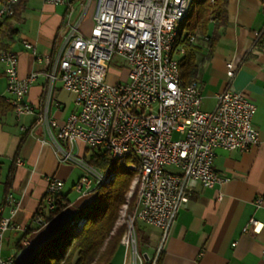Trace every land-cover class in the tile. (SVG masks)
<instances>
[{
  "label": "built area",
  "instance_id": "2783aa9c",
  "mask_svg": "<svg viewBox=\"0 0 264 264\" xmlns=\"http://www.w3.org/2000/svg\"><path fill=\"white\" fill-rule=\"evenodd\" d=\"M44 1L66 5L68 9L61 41L53 55L40 54L32 43L23 41L24 47L46 69V107L38 122L47 126L62 154L61 160L75 161L84 168V174L75 185L82 194L98 187L103 170L74 153L79 142L87 147L102 146L111 154L129 153L128 143H137L145 156L148 182L133 219L158 227L165 235L179 209L188 201L191 181L200 182L204 187L227 182V177L214 166L218 148L245 151L259 142V132L253 124L256 103L243 92L226 91L218 95L213 111H203V95L198 83L191 82V91L177 89L174 66H180L182 57L199 38L197 34H185L177 60L166 63L167 35L186 0H85L76 18L72 0ZM93 1V25L90 32L85 33L81 24ZM9 6L10 0L0 4V19ZM115 56L125 61V66H120L126 76L108 82ZM2 62L11 94L10 104L16 116L32 113L34 106L26 101V96L37 73L19 75L17 52ZM231 67L232 64H228V68ZM228 73L234 76V71ZM56 81L74 95L76 106V111L60 126L48 115ZM56 126L59 131L55 137L51 127ZM174 133H177L176 138ZM125 163L130 164V160ZM63 186L64 181L59 177H49L44 195L49 210L55 209ZM217 198L221 200L222 194ZM6 202L15 212L19 201L12 193ZM262 202L263 198L259 197L257 207ZM38 223L43 226L47 222L39 218ZM258 226L259 222L251 219L246 229L256 230ZM13 227L11 218L0 217V264H15L14 254L2 255L5 234ZM137 243V231L131 226L123 264L147 261L156 264L160 249L146 260L145 255L139 253ZM262 255L264 257V249Z\"/></svg>",
  "mask_w": 264,
  "mask_h": 264
},
{
  "label": "crops",
  "instance_id": "0c3cea01",
  "mask_svg": "<svg viewBox=\"0 0 264 264\" xmlns=\"http://www.w3.org/2000/svg\"><path fill=\"white\" fill-rule=\"evenodd\" d=\"M32 1L28 0L9 25L0 19V32H3L0 43L19 54V75L26 77L32 72L37 73L26 96L34 111L20 117L10 104L11 96H6V77L4 72L1 74L4 86L0 96L11 106L5 108L3 102L0 103V217L11 218L14 224L5 234L2 255L14 254L15 264H28L44 242L79 208L96 197L94 190L79 193L74 201L69 199L72 189L77 192L75 185L84 170L75 161L61 160L62 154L47 126L38 122L46 107V69L23 45V41H28L38 53L53 55L61 41L68 8L44 0L32 5ZM77 1L72 0L77 13L75 18L85 6V0H82L81 6L76 7ZM87 14L89 18L83 20L81 28L89 33L93 19L91 11ZM218 25L212 20L208 34L200 36L196 43L202 47L196 77L203 95L201 109L213 111L218 95L226 91L249 95L257 105L253 124L259 132V142L245 151L218 148L214 166L227 177V182L204 187L200 182L191 181L188 201L179 209L165 235L158 227L142 229L145 223L139 222L140 231L147 232H143L145 245L142 248L146 260L160 249L161 264H264V0H228L226 21ZM229 70L234 71V76L229 75ZM70 94L62 88L60 81H56L48 115L56 119L59 126L76 111ZM59 126L51 127L55 137ZM60 143L68 148L66 143ZM86 148L81 142L76 147L83 156ZM51 176L64 181L61 193L68 196L69 205L36 228L34 216ZM70 181L72 188L66 192ZM10 193L19 201L15 212L6 202ZM220 193L222 199L218 200ZM259 197L263 202L257 207ZM251 219L259 222L256 230L253 227L246 229Z\"/></svg>",
  "mask_w": 264,
  "mask_h": 264
},
{
  "label": "trees",
  "instance_id": "16d2710c",
  "mask_svg": "<svg viewBox=\"0 0 264 264\" xmlns=\"http://www.w3.org/2000/svg\"><path fill=\"white\" fill-rule=\"evenodd\" d=\"M3 1L0 0V4ZM27 2L28 0H19L15 14L10 18L2 19L3 24L9 25L16 19ZM227 3L228 0H192L176 44L183 46L185 34L199 32V38L204 37L210 30L212 20H216L218 26L225 23ZM2 33L1 31L0 34ZM201 48L198 44L193 45L182 57L180 62L182 86L196 81ZM1 49H8V47L0 43ZM1 102L5 108L11 106L4 97L0 96ZM89 148L96 150H93L89 157L85 155L86 162L103 171H108L111 174V180L96 189L95 199L79 208L59 231L39 247L28 264H113L115 255L119 249L123 248L121 240L125 226H118L117 220L121 207L127 203V193L135 171L113 159L106 148L88 147L86 152ZM67 197L66 194L60 193L53 210L47 208L43 197L34 216L36 228L41 227L38 223L39 218L48 222L67 207L69 205ZM133 207L129 208L130 212ZM78 224L82 225L78 228ZM161 262L162 252L159 253L156 264H161ZM145 264H151V262L147 261Z\"/></svg>",
  "mask_w": 264,
  "mask_h": 264
},
{
  "label": "bare ground",
  "instance_id": "6f19581e",
  "mask_svg": "<svg viewBox=\"0 0 264 264\" xmlns=\"http://www.w3.org/2000/svg\"><path fill=\"white\" fill-rule=\"evenodd\" d=\"M19 0H10V6L6 10H4L3 16H1V19L10 18L15 14L16 6L18 4ZM192 0H186L184 2L183 11L178 13L177 19H175L174 24H172V30L169 31V35H167V54H166V63H174L175 60H177V54L178 52H181V45L176 44L177 40L180 35L181 26L183 21L185 20L188 11L190 9ZM73 11H75L73 6ZM16 52L9 49H1L0 50V64L3 65L2 59L8 57V56H15ZM174 74L176 77V86L177 89H180L182 91H191V83L186 86H182L181 84V78H180V66H174ZM194 83H197L194 81ZM128 152H118L111 154L113 159L117 160L120 164L125 165L131 169H134L138 163V169H139V175H140V185L137 195V204L135 205L136 208L133 213L127 215V219H123L122 223L125 224V231L124 235L122 237V245L126 248L127 243L129 242V232L131 226H133V231H137V219H133V214L136 213V211L139 210V206L142 204V198H144V187L147 185L148 182V175H146L145 170V156H143L142 148L138 146L137 143H128ZM127 160H130V164H127ZM136 160V165L134 164V161ZM137 168V167H136ZM111 178V174L108 171H103L102 178H100V184L101 186L105 183H107ZM139 184V183H138ZM98 187H94V190H96Z\"/></svg>",
  "mask_w": 264,
  "mask_h": 264
},
{
  "label": "rangeland",
  "instance_id": "374dc122",
  "mask_svg": "<svg viewBox=\"0 0 264 264\" xmlns=\"http://www.w3.org/2000/svg\"><path fill=\"white\" fill-rule=\"evenodd\" d=\"M39 1L41 2V1H43V0H33L32 1V5H33V3L34 2H38L39 3ZM82 0H78L77 2H76V7H80L81 6V4H82ZM94 5H95V2L93 1L92 3H91V5H90V8H89V10L88 11H91V14H93V11H94ZM79 9H77V11H78ZM88 13V12H87ZM86 13V15H85V18H84V20H87L88 18H89V14H87ZM77 15V13H75L74 14V18H75V16ZM85 33H88V32H86L84 29H82ZM120 65H122L123 67L125 66V61L121 58V57H119V56H115L114 58H113V61H112V63H111V67H112V69H111V73H109L108 74V77H107V79H108V82H115V81H117L118 79H121V78H123L124 76H126V71H125V69L124 68H122ZM4 72V70H3V65H1L0 64V91L3 89V86H4V81L3 80H1V77H3V76H1V74ZM5 93H6V96H11V94H10V92L8 91V89H7V80H6V84H5ZM70 93V92H69ZM72 99H74V95L73 94H70V101L72 102ZM71 104V103H70ZM173 136H174V138H176L177 137V133H174L173 134ZM80 147H83V146H80ZM87 149V148H86ZM93 150H96V149H88L87 150V152L85 151V154H84V156L83 155H81V154H79V150L77 151V149H76V151H75V154L78 156V157H80L82 160L84 159L85 160V155L87 156V157H89V155L93 152ZM134 161V160H133ZM135 163V165H136V163H137V161L135 160L134 161ZM73 163V162H72ZM76 165V164H75ZM137 167V168H136ZM136 167L134 168V169H132L133 171H135V176H134V178H133V180H132V184H131V187H130V190H129V192L127 193V203H125V204H123V206L121 207V209H120V212H119V217H118V220H117V225L118 226H124L125 224H123L122 223V220L125 218V219H127V215H129V214H131V213H133L134 212V210H135V208H136V204H137V193H138V188H139V185H140V175H139V169H138V163H137V165H136ZM83 170H84V168H82ZM131 169V168H130ZM84 172H85V170H84ZM84 174V173H83ZM113 177V176H112ZM111 180V179H110ZM109 180V181H110ZM108 183V182H107ZM106 183V184H107ZM139 183V184H138ZM105 184V185H106ZM71 188H72V182L70 181V182H67V185H66V189H65V191L67 192V191H69V190H71ZM79 193L80 192H76L75 190H73L72 189V191L71 192H69V199L71 200V201H74L77 197H78V195H79ZM132 206H134L133 207V209H132V212H130V210H129V208L130 207H132ZM74 224V223H73ZM82 224H78V228L81 226ZM143 226H145L144 228H142V229H145L146 228V230H148V228L150 229H152V227L151 226H148V225H144L143 224ZM136 228H137V244H138V251H139V253H141L142 254V248H143V246L145 245V239H143V234L145 233V231L143 230V232L142 231H140V229H139V222H137V226H136ZM75 231V230H74ZM147 233V232H146ZM145 233V234H146ZM69 235H70V233H69ZM122 241V240H121ZM123 247V246H122ZM123 261H124V247L123 248H121V249H119V251L117 252V254L115 255V257H114V262H113V264H123Z\"/></svg>",
  "mask_w": 264,
  "mask_h": 264
},
{
  "label": "water",
  "instance_id": "95a60500",
  "mask_svg": "<svg viewBox=\"0 0 264 264\" xmlns=\"http://www.w3.org/2000/svg\"><path fill=\"white\" fill-rule=\"evenodd\" d=\"M147 257V255H145Z\"/></svg>",
  "mask_w": 264,
  "mask_h": 264
}]
</instances>
